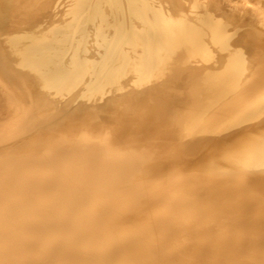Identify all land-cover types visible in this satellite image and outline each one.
I'll return each instance as SVG.
<instances>
[{
    "label": "bare ground",
    "instance_id": "1",
    "mask_svg": "<svg viewBox=\"0 0 264 264\" xmlns=\"http://www.w3.org/2000/svg\"><path fill=\"white\" fill-rule=\"evenodd\" d=\"M0 264H264V0H0Z\"/></svg>",
    "mask_w": 264,
    "mask_h": 264
}]
</instances>
